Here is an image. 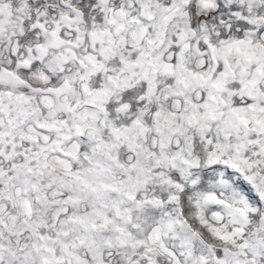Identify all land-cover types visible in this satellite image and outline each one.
<instances>
[{"label": "snow or ice", "instance_id": "6c2138e0", "mask_svg": "<svg viewBox=\"0 0 264 264\" xmlns=\"http://www.w3.org/2000/svg\"><path fill=\"white\" fill-rule=\"evenodd\" d=\"M0 264H264V0H0Z\"/></svg>", "mask_w": 264, "mask_h": 264}]
</instances>
